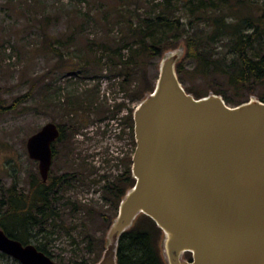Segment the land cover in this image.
<instances>
[{"label": "rangeland", "instance_id": "obj_1", "mask_svg": "<svg viewBox=\"0 0 264 264\" xmlns=\"http://www.w3.org/2000/svg\"><path fill=\"white\" fill-rule=\"evenodd\" d=\"M163 1L167 0H0V103L12 104L20 95L32 93L16 107L0 113V199L6 197L4 192L12 183L24 191L29 189L33 173L41 178L38 160L30 157L27 149L31 133L50 120L60 124L74 117L84 123L72 138L55 142L51 179L67 173L69 179L76 180L63 199L69 203H58L60 216L46 228L55 232L39 233L60 264L83 257L94 264L99 259L109 241L108 228L115 214L111 200L104 196L103 184L107 177L112 179L125 171L124 159L135 150L127 121L129 107L135 109L139 99L129 96L122 87V77L110 70L105 56L108 51L101 43L133 40V26H141L142 18L167 11ZM187 3L169 0L168 15L186 21L191 14ZM230 6V19L234 17L231 13L240 10L260 11L246 2ZM89 39L95 41L94 50L102 56L101 66L90 73L83 71L75 57ZM50 40L69 46L62 47L66 53L62 67L56 66L62 60L51 50ZM182 44L183 38L178 46ZM74 47L80 49L76 52ZM181 49L185 53V45ZM123 51L129 53L126 48ZM160 58L144 60L150 76L158 75ZM182 65L191 79L185 84L190 86L192 81L207 89L202 77L190 74L194 59L184 57ZM48 84L52 92L46 105L43 92ZM228 93L234 95L232 89ZM260 95H264V83L250 97ZM236 102L228 101L230 105ZM119 103L123 108L113 115ZM139 219L145 222L144 217ZM0 264L21 263L3 256Z\"/></svg>", "mask_w": 264, "mask_h": 264}, {"label": "water", "instance_id": "obj_2", "mask_svg": "<svg viewBox=\"0 0 264 264\" xmlns=\"http://www.w3.org/2000/svg\"><path fill=\"white\" fill-rule=\"evenodd\" d=\"M181 48L163 54L153 90L134 109L135 182L95 264H119V238L141 213L162 229L167 264H264V100L230 105L214 91H187L177 70ZM59 135L50 120L27 138L44 182ZM0 251L22 264H60L2 227Z\"/></svg>", "mask_w": 264, "mask_h": 264}, {"label": "trees", "instance_id": "obj_3", "mask_svg": "<svg viewBox=\"0 0 264 264\" xmlns=\"http://www.w3.org/2000/svg\"><path fill=\"white\" fill-rule=\"evenodd\" d=\"M163 2L167 11L160 10L153 18L148 16L142 18L141 26H133V40L119 44L101 43L104 50L108 51L105 56L110 70L122 77V87L129 96L140 101L147 92L153 90L158 75L150 76L147 73L144 60L147 57H162L167 50L178 47L181 38L185 45V53L182 55L183 59L180 58L177 62V70L187 91L194 93L195 96L214 91L222 94L227 102L236 100V104L248 100L256 93L257 87L264 83V0H188L191 14L186 21H181L180 18L172 19L168 15L169 0ZM245 2L260 11L245 13L240 10L231 13L234 17L230 19V15L227 14L230 4L244 5ZM158 27L162 29L158 31ZM48 44L62 60L56 66L62 67L66 54L63 53L62 47L69 48L68 44L56 45L51 40ZM95 44V41L89 39L86 45H83V49L79 47L80 53L75 55L79 60L77 63L83 65V71L88 73L91 70L95 71L102 63V56H98L94 50ZM125 48L129 53L123 51ZM75 49L76 52L79 50ZM70 54L73 55L71 51ZM184 57L194 59V71L190 74L202 77L207 89H202L203 85L197 86L192 81L190 86L185 84L190 78L187 77L189 73L184 71L182 65ZM231 89L234 95L228 93ZM51 92L52 86L46 85L43 92V101L46 105ZM31 95L32 93L20 95L12 104L0 103V113L16 107ZM259 98L264 100V95H260ZM122 108L123 103H119L116 110H112L113 115ZM133 111L134 108L129 107L127 122L131 124L132 130ZM83 124L74 117L62 120L58 124L60 135L55 142L72 138ZM55 142L53 145L56 152ZM124 161L125 171L112 179L107 177L103 184L104 196L111 200L115 208L110 225L118 213L122 197L135 182L131 170L132 155L126 157ZM68 176L67 173H62L51 179L49 173L48 180L44 182L42 177L37 178L33 173L29 189L24 191L19 190L16 182L12 183L4 192L6 197L0 199V227L23 242L33 238L40 249L52 256L39 233L55 232L53 228L48 230L46 228L53 225V218L60 216L58 203L64 201L66 191L75 185L76 179H69ZM100 214L107 218L109 216L101 212ZM142 217L145 218V222L139 219ZM162 239V229L150 216L141 213L119 238L118 263L167 264L162 250ZM102 253H99V259ZM3 256L8 255L0 251V258ZM187 256L191 257V253L187 252ZM68 264L91 263L83 257L73 258Z\"/></svg>", "mask_w": 264, "mask_h": 264}, {"label": "flooded vegetation", "instance_id": "obj_4", "mask_svg": "<svg viewBox=\"0 0 264 264\" xmlns=\"http://www.w3.org/2000/svg\"><path fill=\"white\" fill-rule=\"evenodd\" d=\"M128 126H129V134H130V137H131V139H132V141L134 142V147H135V144H136V141H135V131H134V117H133V130H132V126H131V124H129L128 123ZM55 142V141H54ZM53 142V143H54ZM133 150H134V148H133ZM53 151H54V153H53V156H54V154H55V149H54V145H53ZM134 152V151H133ZM133 152H132V154L131 155H133ZM129 154V155H130ZM53 162V161H52ZM71 173V172H70ZM69 173V174H70ZM123 173V172H122ZM121 174V173H120ZM119 175V174H118ZM106 181V180H105ZM105 183V182H104ZM7 233V232H6ZM8 234V233H7ZM9 235V234H8ZM11 236V235H10ZM11 237H13V236H11ZM15 238V237H14ZM20 240V239H19ZM20 241H22V240H20ZM23 242V241H22ZM28 243H32V244H34V245H36L37 246V244H36V242H35V240H33V239H31L30 241H28V242H23V244H28ZM38 247V246H37ZM39 248V247H38ZM40 249V248H39ZM40 250H42V249H40ZM45 252V251H44ZM7 254V253H6ZM48 254V253H47ZM8 256H10L11 258H13L14 260H17V261H19L18 259H16V258H14L13 256H11V255H9V254H7ZM51 256V255H50ZM52 258H53V256H51ZM20 262V261H19ZM21 263V262H20ZM96 263V262H95ZM94 263V264H95ZM22 264V263H21Z\"/></svg>", "mask_w": 264, "mask_h": 264}]
</instances>
